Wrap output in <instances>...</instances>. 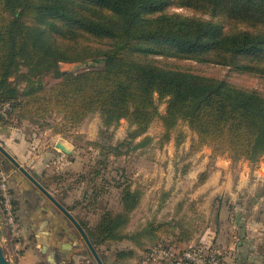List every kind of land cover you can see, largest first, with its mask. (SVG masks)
Returning <instances> with one entry per match:
<instances>
[{
  "label": "trees",
  "instance_id": "trees-1",
  "mask_svg": "<svg viewBox=\"0 0 264 264\" xmlns=\"http://www.w3.org/2000/svg\"><path fill=\"white\" fill-rule=\"evenodd\" d=\"M173 4L195 14L168 13ZM87 62L95 65L78 73L64 74L60 67ZM180 63L222 66L264 80V0H0L1 105L33 120L58 113L64 129L79 127L95 114L106 131L125 120L133 128L128 139L144 135L157 120L167 138L184 122L198 149L259 163L264 93ZM49 75L60 82L46 86L43 79ZM121 200L123 212H106L94 227L58 200L104 264L109 260L100 248L127 238L120 231L139 204L138 193L130 189ZM160 227L151 224L148 232L158 235ZM193 239V231L181 229L174 244Z\"/></svg>",
  "mask_w": 264,
  "mask_h": 264
},
{
  "label": "rangeland",
  "instance_id": "rangeland-1",
  "mask_svg": "<svg viewBox=\"0 0 264 264\" xmlns=\"http://www.w3.org/2000/svg\"><path fill=\"white\" fill-rule=\"evenodd\" d=\"M167 12L184 16L195 14L191 9L179 8L174 4ZM162 63L169 64L165 60ZM94 65L92 62L62 63L60 67L64 74H68L78 73ZM180 65L264 93V80L260 78L238 75L222 66H199L195 63ZM43 82L46 86H52L60 79L49 75L44 77ZM159 111L165 113L164 101L159 102ZM132 130L129 123L122 120L118 127L106 131L99 114L79 127L64 129L63 117L58 113L33 120L12 110L9 104H0L1 146L16 159H29L31 154L41 156L39 165L34 167L42 176L41 181L46 183L57 200L71 208L73 215L89 227L96 226L106 212H123L121 197L125 189L138 193L139 204L129 213L128 222L120 231V235L127 238L111 241L100 248L110 264H192L182 258V251L189 248L201 252L203 256L207 255L206 246L191 244L192 241L174 244L181 229L193 231L196 238L201 233L205 234L207 229L214 233L215 228L220 226L219 243L222 251H225L229 232L233 231L231 223L235 227L261 228L263 231L254 232L255 235L250 238L259 244L264 243V216L256 209L261 208V205L254 198L257 193H264V157L259 163H251L232 161L229 156H214L207 147L197 148V138L184 122H179L167 138L160 120L155 121L144 135L128 139ZM54 134L69 143L73 151L70 158L51 152L47 154L54 147L51 141ZM49 163L50 167L47 168L46 164ZM217 163L232 165L236 171L239 168L243 171V166L246 167L249 173L247 183L260 178L261 186L255 190L245 186V190L233 198L200 191L197 186L202 175L208 174ZM22 166H26L24 168L27 171L34 170L32 166ZM0 173L8 176L9 173L20 174L1 153ZM236 175H233L235 183L239 181ZM0 207L2 210L1 203ZM151 224L161 226L158 235L148 232ZM72 230L78 232L74 227ZM3 231L4 254L15 262L18 252L15 241L6 228ZM209 237L212 238L213 234ZM77 239L78 243H82L81 252L91 258L92 264H96L82 237L77 236ZM158 247L161 250L174 248L177 254L171 259L158 254L154 259L152 253ZM120 252L126 255L119 258L117 254ZM245 253L253 261L256 260L253 264H264V248H259L258 252ZM253 256H257V259Z\"/></svg>",
  "mask_w": 264,
  "mask_h": 264
},
{
  "label": "crops",
  "instance_id": "crops-1",
  "mask_svg": "<svg viewBox=\"0 0 264 264\" xmlns=\"http://www.w3.org/2000/svg\"><path fill=\"white\" fill-rule=\"evenodd\" d=\"M52 140L54 147L50 151H47V154L51 152L58 156L71 157L73 151H71V146L63 137L54 134L52 135ZM59 143L63 144L70 153H65L57 148ZM13 157L15 158V156ZM40 157L32 156L31 154L29 155V159H15L21 165L26 164L34 168L39 165ZM46 167H50V163L46 164ZM243 169V171H240L239 168L236 171L232 165H221L217 163L208 173L205 182L199 184L197 187L200 191L203 190L204 192L225 198H233L238 193H241L242 190H245V186L251 190L258 189L261 186L259 183L260 178L255 179L251 183H247L249 173L246 167L243 166ZM28 171L44 188L45 186L48 187L45 182L41 181L42 176H40L36 168L34 170L29 169ZM234 174H237L236 176L239 177L237 183L233 181ZM9 188L11 194H13V203L14 200L16 201L14 207L17 220L23 229L21 236L15 243L18 250L16 252L15 264H92L90 262L91 258L84 252H81L80 245L82 243H78V239L75 237V232L72 230L74 226L72 224L73 227L68 225L70 221L64 215L66 219L61 217L59 215L61 212L21 173L15 175L14 173H9ZM48 191L54 196L51 190ZM254 198L255 202H259V205H261V208L257 207L256 209L264 216V193H257ZM256 219L259 220L260 218ZM65 220H68L67 224L64 223ZM230 226L233 231H230L229 235L227 233L229 239L225 251L221 250L222 247L219 243V235L221 234L220 226L215 228L214 233L210 229H207L205 234L201 233L200 236L194 238L191 244L197 243L206 246L208 252H213V250L220 251L223 254V264L256 263V260L253 261L254 259L245 252L248 253V251H251L254 253L258 252L259 248H264V243L259 244L255 239L250 238L255 233L261 232L262 229L247 228L245 226L235 227L232 223ZM212 234L213 237H209ZM235 238L237 241H234ZM107 263L110 264V262Z\"/></svg>",
  "mask_w": 264,
  "mask_h": 264
},
{
  "label": "built area",
  "instance_id": "built-area-1",
  "mask_svg": "<svg viewBox=\"0 0 264 264\" xmlns=\"http://www.w3.org/2000/svg\"><path fill=\"white\" fill-rule=\"evenodd\" d=\"M0 201H1V214H2V226L6 228L12 235L13 238H19L23 232L21 225L19 224L15 212L13 203V197L9 188V176L0 173ZM1 208V207H0ZM192 251L191 248L182 251V258L191 262L192 264H221V260L218 252L209 251L207 255L203 256L200 252ZM163 256L165 259H171L177 254L172 249L161 250V247L156 248L152 253L153 258L155 255ZM159 257V256H158ZM160 258V257H159Z\"/></svg>",
  "mask_w": 264,
  "mask_h": 264
},
{
  "label": "water",
  "instance_id": "water-1",
  "mask_svg": "<svg viewBox=\"0 0 264 264\" xmlns=\"http://www.w3.org/2000/svg\"><path fill=\"white\" fill-rule=\"evenodd\" d=\"M57 148L65 153H70V151L63 145L58 144ZM0 153L36 188L38 189L75 227L80 236L82 237L85 245L87 246L91 256L95 260L96 264H104L100 255L98 254L96 248L91 243L88 238L86 232L81 227L79 222L75 219V217L65 209V207L47 190L45 189L32 175L27 169H25L12 155H10L0 144ZM262 172L264 173V167L262 168ZM0 219L2 220V214L0 210ZM4 227H0V264H15V262L4 254L3 251V239H4Z\"/></svg>",
  "mask_w": 264,
  "mask_h": 264
}]
</instances>
